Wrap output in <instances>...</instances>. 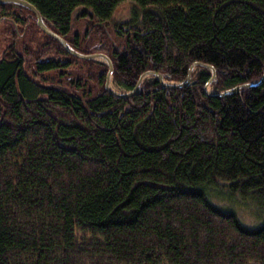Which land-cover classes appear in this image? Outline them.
I'll use <instances>...</instances> for the list:
<instances>
[{"label": "trees", "instance_id": "obj_1", "mask_svg": "<svg viewBox=\"0 0 264 264\" xmlns=\"http://www.w3.org/2000/svg\"><path fill=\"white\" fill-rule=\"evenodd\" d=\"M28 1L83 53L74 18L105 31L132 4L91 51L125 92L199 64L118 96L107 63L81 59L97 87L73 77L80 58L42 29L21 40L35 15L0 3V264H264V81L209 95L201 65L216 93L262 78L264 0Z\"/></svg>", "mask_w": 264, "mask_h": 264}, {"label": "rangeland", "instance_id": "obj_2", "mask_svg": "<svg viewBox=\"0 0 264 264\" xmlns=\"http://www.w3.org/2000/svg\"><path fill=\"white\" fill-rule=\"evenodd\" d=\"M133 12H134V7L132 4H124L115 12L112 23H110L108 26H106L107 28L105 29V31L102 30L99 32L97 31L98 30L97 25L92 23L91 21H88L87 19H85L83 17L74 18L73 27H72V30H71L68 38L74 37L75 34H79L81 37L80 42H81V46H82L83 50L89 51L86 53H94V52H91L92 49L95 46L99 45L100 43L112 41L114 39L117 40L113 25H115L117 23L120 24V23L129 21L132 17ZM23 13L25 14V18L27 19V23L25 25H23L24 27L18 28V29H21L22 31H25L24 34H21V40L26 41L29 44L33 43V45L36 46L40 40L45 38V35H44L43 31L38 27L37 21L34 18V16L31 13H28L25 11ZM76 14H78L77 11L74 13V15H76ZM6 21L5 22L0 21V57L3 53V51H5V48L8 46V44L10 43V40H11V35L7 34V28H9V27L11 28L12 24L10 23L9 19L8 20L6 19ZM88 30H89L90 36H87V34H86ZM101 53H103V52H101ZM98 61H102V62L107 63V60L104 58H100ZM27 69L29 70V73L31 72V74H32V71L34 70V62L32 64H28ZM195 70H196V67H195L194 71ZM96 71H98L97 66H92L89 63H85L80 58L76 62V64H74V66L72 68L68 69L67 73H71V75L73 77H75V76H83L84 78L88 77V78H86V80H89V84L92 87H97L99 83L95 77ZM194 71H193V76H194ZM153 77H156V75H152V74L148 75L144 80H148V79H151ZM167 82H171V81H167ZM109 86L113 90H115L119 93L125 92V89H123L122 87L117 85L116 82H114L113 76L111 77ZM84 88H86V85ZM208 91L212 92L215 90L212 87H209ZM242 214H244V216L250 215L249 212L246 215L245 211H243Z\"/></svg>", "mask_w": 264, "mask_h": 264}, {"label": "water", "instance_id": "obj_3", "mask_svg": "<svg viewBox=\"0 0 264 264\" xmlns=\"http://www.w3.org/2000/svg\"><path fill=\"white\" fill-rule=\"evenodd\" d=\"M0 3H12V4H17V5H21V6H24L28 9H30L33 14L35 15L36 17V21H37V25L39 26L40 29H42L45 33H47L48 35L54 37L55 39L59 40L62 45L70 52L72 53L73 55L81 58V59H86V60H89V59H93V60H99L100 58H104L107 60V64L109 65V71L107 73V77H106V83H105V87L108 91H110L111 93L113 94H116L118 96H132L134 94H137L140 89H141V85L144 81V79L148 76V75H156L159 82L161 83L162 87H171V88H177V87H182V86H186L188 84L191 83V79L193 77V71L195 69V67L199 64V63H194L189 71H188V75H187V78L186 80L184 81H180V82H167L163 75L161 73H157L156 71H153V70H150V71H147L145 73H143L138 82H137V85L136 87L134 88V90L132 91H129V92H122V93H119L115 90H113L109 85H110V80H111V77L113 76V70H114V65H113V62L111 60V58L105 54V53H101V52H94V53H83V52H80L76 49H74L70 44L69 42L63 37L61 36L59 33L53 31L44 21L43 19V16L41 14V12L37 9V7L32 4L31 2H29L28 0H0ZM201 65H204L206 67H208L210 70H212V79L206 84L205 86V92L209 95H227L229 93H233V92H236V91H239L242 87H251V86H255V85H258L260 83H262L264 81V74L262 76V78L256 82H252V83H247V84H244V85H238V86H235L233 88H230V89H227L225 90L224 92L222 93H216V92H209L208 91V88L211 84V82L213 81V79L216 77V69L214 66L212 65H209V64H201Z\"/></svg>", "mask_w": 264, "mask_h": 264}, {"label": "flooded vegetation", "instance_id": "obj_4", "mask_svg": "<svg viewBox=\"0 0 264 264\" xmlns=\"http://www.w3.org/2000/svg\"><path fill=\"white\" fill-rule=\"evenodd\" d=\"M9 21H10V23L12 24V19H11V18H9Z\"/></svg>", "mask_w": 264, "mask_h": 264}]
</instances>
